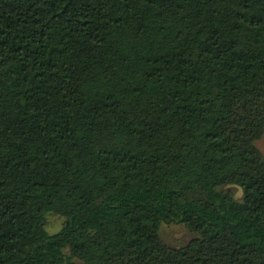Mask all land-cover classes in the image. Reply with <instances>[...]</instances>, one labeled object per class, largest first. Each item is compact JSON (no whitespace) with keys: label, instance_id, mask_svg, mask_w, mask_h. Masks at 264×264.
Masks as SVG:
<instances>
[{"label":"trees","instance_id":"trees-1","mask_svg":"<svg viewBox=\"0 0 264 264\" xmlns=\"http://www.w3.org/2000/svg\"><path fill=\"white\" fill-rule=\"evenodd\" d=\"M263 132L264 0H0V264H264Z\"/></svg>","mask_w":264,"mask_h":264},{"label":"rangeland","instance_id":"rangeland-1","mask_svg":"<svg viewBox=\"0 0 264 264\" xmlns=\"http://www.w3.org/2000/svg\"><path fill=\"white\" fill-rule=\"evenodd\" d=\"M257 148L264 155V132L263 135L256 142ZM234 195V197L241 201L243 197L242 190L237 186H229L220 188ZM65 225V220L55 214H49L47 216V224L45 226L46 231L50 235L59 233ZM160 236L162 241L170 248L180 249L185 247L195 235L189 232L182 224H163L160 229Z\"/></svg>","mask_w":264,"mask_h":264}]
</instances>
